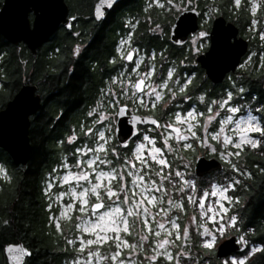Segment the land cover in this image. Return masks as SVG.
I'll return each mask as SVG.
<instances>
[{
	"label": "trees",
	"instance_id": "1",
	"mask_svg": "<svg viewBox=\"0 0 264 264\" xmlns=\"http://www.w3.org/2000/svg\"><path fill=\"white\" fill-rule=\"evenodd\" d=\"M145 1L122 0L117 4L112 10L103 32L96 30L99 31V35L95 36L88 28L85 33L88 44L77 57L73 51V46L77 43L76 38L64 37V42L57 44L55 41L57 36H53L48 41L50 45L44 50L40 48L37 55L34 56L26 45H13L0 34V111L6 107L8 101L14 98L24 83L40 85L39 77L42 76L47 89L45 94L47 103L31 117L29 134L32 153L27 165H16L9 153L0 147V164L7 171L6 177L0 173V264H7L6 245L17 243L19 240L23 241L32 252L25 264H65L67 260L74 258L77 254L75 249L79 247L78 243L75 245L67 243L68 239H72L70 234L74 230H72V224L77 222L76 217L73 216L71 220H65L61 231H57L51 222V215L55 211V207L49 209L50 200L45 191L46 178L48 173L60 164L62 157H67L71 162L75 160L76 147L85 143L93 146V139L85 136L81 131L82 126L86 128L84 126L89 123V119H86V108L96 106L105 89L120 93V85L113 84L112 80L120 73V68L124 67V63L119 64L113 34L119 30L124 32L126 29L125 17L129 14L133 13L140 18L133 43H136V46L141 47L147 54L156 55V59L152 61L156 65L154 79L161 80L167 75L169 62L178 64L183 61L190 64L185 68L177 67L175 72L178 69L180 72H177L176 76L196 73L193 76V81L188 85V92L193 95L192 101H183L184 97L180 95L178 98L175 97L178 100L176 104L185 103L182 107L188 109L202 91L207 93L208 101L224 98L228 92H232L233 101L231 104L237 107L251 108L256 113L260 124L264 126V58H262L264 57V41L259 36L260 32H264V0H241L239 7L234 6V0H196L194 6L201 11L202 17H204L207 7H216L214 17L224 15L238 26L239 34L249 40L250 49L247 56L256 53L252 56L247 67L240 68L232 74L230 79L221 84H213L208 78L203 77L202 71L194 65V57L187 52L185 47H178L170 42V25L176 18V14L167 25L164 15L172 12L164 13L163 9L153 6L149 10L150 15L154 18L152 24L150 25L146 19L142 20L141 17L148 16V13L145 12ZM92 2L93 0L79 1L82 6H91ZM2 3L3 0H0V7ZM253 6L256 7L255 15L252 11ZM74 10L76 13H80L78 9ZM254 20L258 21L255 26H253ZM155 23L163 24L166 34L164 33L163 36L156 34L152 30ZM50 48L54 53L48 55ZM185 57H187L186 60ZM40 60H42L41 65ZM72 64L74 67L70 72ZM240 88L244 89L243 93L239 92ZM188 92L181 93L186 95ZM172 97V92L167 90L163 100L157 104L155 109H152L151 105L147 108L139 106L136 107V112L158 115L164 119L163 112L165 114L175 112V108H178L174 105L172 107L173 102L168 101ZM104 99L108 101V97ZM49 101H54L53 107L47 105ZM121 102L133 105L130 101L122 100ZM166 102L169 103L167 107L163 108L162 106ZM256 109H261V111L257 112ZM162 110L164 111L162 112ZM40 112L42 117L39 115ZM202 119L204 120V117ZM202 130L201 125L197 129L201 139L204 137ZM74 134L79 136V139L73 144L67 143L68 138ZM110 134L112 141L107 145L109 148L108 159L113 161L112 167H119L122 161H117L112 155L111 149L115 148L123 158L130 154L133 146L122 148L117 142L115 134L113 132ZM254 136L261 140L260 145L256 148H252L250 145L244 147L242 151L232 148L234 151L240 152L239 156H232V164H235L241 171L251 173L250 179L246 176H239L233 171L231 164L225 160L223 170L203 177L195 175L200 189L203 188L202 185L206 184L205 178L213 176L215 173L242 181L234 191L229 192L230 196L239 201V203L231 205L229 210L230 214L237 217V226L232 228V235L243 236L248 242V247L233 254L241 259L248 256L251 247L264 249V136H261L260 133H254ZM192 142L195 143H192V149H183L182 155L188 161H194L202 153V148L198 145L200 141L193 140ZM210 155L219 157L218 154ZM178 160L179 156L177 155L176 160H172V163L175 164ZM128 180L130 179L128 178ZM165 186L169 187L171 197L179 200V193L176 189L168 184ZM187 194V192L183 193L181 198L185 205V211L173 210L170 214L172 216L175 213L176 217H180L178 223L181 225V234L184 227L192 224V216L196 209L194 205L188 204L185 198ZM188 229L190 232L189 241H178L177 244L185 243L184 250L186 251L190 247L191 256L189 258L181 257V263L225 264L226 261H230L227 258H218L215 248L203 247L204 241L200 230L195 231L193 227ZM127 238L129 241L139 240V237L129 236ZM145 249L148 248L145 247ZM177 251H179L178 248H173V254ZM149 252L146 251L144 255ZM246 264H264V251H258L248 256Z\"/></svg>",
	"mask_w": 264,
	"mask_h": 264
},
{
	"label": "snow or ice",
	"instance_id": "2",
	"mask_svg": "<svg viewBox=\"0 0 264 264\" xmlns=\"http://www.w3.org/2000/svg\"><path fill=\"white\" fill-rule=\"evenodd\" d=\"M155 3L161 8L165 6L160 0H155ZM167 3L181 11L187 10V6L191 5L193 0H187L186 4L185 0H180L179 4L174 3L173 0H167ZM181 4H185L183 9L180 7ZM240 4L241 0H234L235 7H239ZM252 11L255 15V6H253ZM257 23L258 21L254 20L253 26ZM132 27L134 28L135 25H132ZM156 28L159 29V25ZM208 35L207 32L198 34L197 40L200 41V44L196 45L194 49L196 52L200 51L203 41L207 39ZM259 36L264 41V32H260ZM131 38L132 33L130 32L128 38L120 42V47L125 48L130 43ZM193 43L195 44L196 42L193 41ZM76 51L78 52L79 49ZM254 55L256 53H252V56ZM252 56H249V61ZM134 57L136 59L131 71L126 75L127 69L125 68V71L120 72L119 78H113L112 80L113 84L120 85V93L117 94L111 91L108 93L110 96L109 106L117 109L116 117H123L128 110V104H122V100L147 108L149 107L150 98L151 108L155 109L157 103L164 98V90L167 89L172 92L168 81L173 78L174 69L167 72L166 80L154 85L152 81L156 73V65L152 64L151 61L156 59V55L152 54L150 56L149 66L143 72L140 69L141 65L144 64L145 58L140 54L139 49H126L121 54V59L129 63L133 62ZM243 66L241 65V67ZM133 76H135V79H133ZM191 82V79L186 80L184 85L181 86L180 92H184ZM239 92L243 93L244 89L240 88ZM172 94L173 98H175V93ZM200 100L203 102L204 97L201 96ZM232 100L233 94L228 92L226 99L211 101V104H218L219 109H226L231 115L220 120L218 131L209 132L208 124L221 115L220 111H216L213 115V108L210 104L207 108V113H209L206 117L207 122L202 126L203 131L208 133V135L203 139L197 135L196 130L201 127L199 118L204 117L205 113L197 112L195 109H190L183 115L180 112H176L173 119L164 123L157 119L142 120L140 117H133L134 124L150 123L155 126V129L162 130L159 132L161 146L157 147V139L155 137L148 134H143L141 137V133L135 131L134 135L141 138L143 142L136 146L131 157L125 155L121 158L115 148L111 149V153L117 161H122L119 167L108 168L109 165L113 164V161L108 159L109 148L107 145L110 143L111 136L106 135V133L113 131L111 127L112 118L101 113L99 119L94 121V123L103 124L105 120H108L109 124H105L100 130H96L95 135H93L94 129L92 127L85 129L82 126L81 131L83 134L93 139V146L85 143L83 147H76L75 154L77 155L74 163L72 165L63 164L65 169H79V171L69 170L68 174L62 178L65 184H70L74 181L76 186L55 195L54 202L63 200L65 196H71L73 200L62 205L63 210L59 213V216L52 218L57 231L60 232V220L64 218L71 219L68 215L70 210L81 214L76 216V220L80 222L75 225V228L82 235L75 240L68 239L67 243L75 245L78 242L79 247L75 249L77 253L83 254L86 250L88 251L86 257L78 256L72 261V264H104L105 261H111V264H144L145 261H147V264H157V261L161 259L167 261L168 264H181V257L189 258L191 256L190 247L186 251L184 250L186 247L185 243L177 244L178 241H189V229L184 227L181 234V225L177 222L180 217L170 216L173 210L185 211V205L182 200H176L171 197L169 189L165 187V183L175 188L177 193L188 191L185 198L188 204L196 206L199 210L200 220L211 221L217 225L214 230L205 227L204 224L197 225V230L201 227L203 228V231L200 232L201 236L210 237V239L203 242L204 248L211 249L214 247L217 233L223 235L227 227L235 228L237 226V217L235 215L230 216L226 224L220 223V221L229 213V207H226L225 203L229 206L239 203L236 198L228 193L234 191L236 186L242 183L240 179L232 178L224 186L212 185L210 192L204 191L197 196L196 185L192 181L186 180L181 171H166V169L172 168L166 152L173 153L179 150L170 141H175L176 145L188 150L192 149V144L186 143V141L198 140L215 152L216 149L208 143L209 138L212 141L221 142L225 126L233 123H235V127L232 129L236 134L235 139L233 136L224 135L222 143L225 146L231 145V147L242 151L245 144L250 145L252 148L260 145L261 140L253 138L250 134L255 132L264 136V126L257 123V116L251 114H249L247 119L236 118L234 121V117L236 114L241 113L242 109L230 106ZM256 111L259 112L261 109H256ZM89 115L91 116L93 113L90 112ZM153 130L147 129L145 131L150 132ZM77 140L78 137L72 135L68 138L67 143L73 144ZM124 146L127 147V145ZM239 155V151L226 154L228 157ZM83 157H87V159H83ZM222 158H224L223 154ZM227 162L231 164L233 171L238 173L239 176L251 178V173L241 171L235 164H232L231 160ZM184 167L187 168L188 166L185 165ZM105 168H108V170H105ZM0 173H3V169H0ZM3 174L6 177L7 174ZM128 178H130V182ZM175 178L179 179L176 180ZM52 187L53 183L50 182L46 189V195H48L50 200H53V195L50 194ZM77 188L80 189L79 192H77ZM156 193H159V195H156ZM211 197L216 199L211 200ZM77 203H79L78 208L76 207ZM51 207L52 205L50 204L49 209ZM153 208L156 209L155 212L152 211ZM192 222L194 224L197 222L195 215L192 216ZM141 232L145 234L141 235ZM85 235L91 238L85 239ZM129 236L139 237V241L130 243L127 239ZM150 237L154 238L151 242ZM236 242L248 247V242L243 236ZM146 243L149 244L148 249H145ZM105 245L114 247L115 251L107 255L103 254L100 249ZM94 246L95 250H91ZM170 248H178L179 251L173 254L169 250ZM125 250H127L126 255ZM146 251H150L151 254L144 255ZM258 251H264V249L251 247L248 251V256ZM26 254L31 255L30 252H26ZM248 256L239 260L231 258L225 264H246ZM136 257H141V259L138 261Z\"/></svg>",
	"mask_w": 264,
	"mask_h": 264
},
{
	"label": "water",
	"instance_id": "3",
	"mask_svg": "<svg viewBox=\"0 0 264 264\" xmlns=\"http://www.w3.org/2000/svg\"><path fill=\"white\" fill-rule=\"evenodd\" d=\"M121 1L98 0L94 10L96 19L100 21ZM200 16L201 12L197 8L182 10L171 26V43L185 45L190 36L199 31ZM72 21L66 0H3L0 7V34L13 45L25 44L34 56L41 46L57 33L60 26L72 28ZM208 34L211 38L210 47L197 57V61L205 69L210 80L220 83L229 72H236L242 58L248 52L249 42L243 36H239L238 26L224 15L214 18ZM37 90L36 84L24 83L14 98L0 111V147L9 153L16 165H27L31 157L32 143L29 134L31 117L42 105L41 95ZM133 117H140L142 120L157 119L154 116L130 114L128 110L123 117H117L115 136L122 148L130 146L136 137L134 132H140V125H151L134 124ZM224 166L223 161L217 157L199 155L194 163V172L196 176L203 177L224 169ZM236 241H238L236 235L224 240L216 250L217 257L226 258L240 251L242 245ZM26 252L32 255L23 241L6 245L7 264H25L27 258L31 256Z\"/></svg>",
	"mask_w": 264,
	"mask_h": 264
},
{
	"label": "rangeland",
	"instance_id": "4",
	"mask_svg": "<svg viewBox=\"0 0 264 264\" xmlns=\"http://www.w3.org/2000/svg\"><path fill=\"white\" fill-rule=\"evenodd\" d=\"M79 1L80 0H70V4L72 5V7H73V9H77L78 8V6H80L81 4L79 3ZM92 1V0H91ZM146 2V8H145V12H147L148 13V16L147 17H141L142 18V20L143 19H146L147 20V22L149 21V23H150V25L152 24V20L154 19L151 15H150V13H149V10H150V8H152L153 6H157V7H159L156 3H155V0H146L145 1ZM160 2L161 3H163L165 6L163 7V8H161V7H159V8H161V9H163V12L164 13H168V12H172V13H168V14H165L164 15V19H165V21H166V24L167 25H169V23L171 22V20L173 19V17H174V14H176L175 16H177L178 15V13L180 12V11H178L176 8H174V7H172V5H169L168 3H167V0H160ZM173 2L174 3H176V4H179L180 3V0H173ZM195 2H196V0H193V3L191 4V5H188L187 6V8H189V7H195L194 5H195ZM187 3V0H185V4ZM185 4H181L180 5V7H181V9H183L184 7H185ZM182 11V10H181ZM176 12V13H175ZM215 13H216V7H214V6H209V7H207V9H206V11H205V13H204V17H203V19H202V25L204 26V27H210V23L212 22V20H213V18H214V15H215ZM174 20H175V18H174ZM174 22V21H173ZM173 22L171 23V25L173 24ZM139 24H140V18H139V16H135L133 13L132 14H129L128 16H126L125 17V30H124V32L122 31L121 32V35H122V37L120 38V41H119V44H118V48H117V54H118V57L119 58H121V54L123 53V52H125L126 51V49H131V48H137V49H139L140 50V54L141 55H143L144 56V64L143 65H141V71L143 72V71H146L147 70V66H149V59H150V56L151 55H149V54H147L145 51H143L142 50V48L141 47H139V46H136V43H133L134 42V35L136 34L135 33V31L137 32V28H138V26H139ZM132 25H135V27L133 28L132 27ZM157 25H159V29H157L156 28V26ZM171 25H170V27H171ZM152 30L156 33V34H158V35H160V36H163V34L165 33L164 32V25L163 24H161V23H155V24H153V26H152ZM132 33V38H131V41H130V43L128 44V45H126L125 46V48H121L120 47V42L122 41V40H124V39H127L128 38V35H129V33ZM166 34V33H165ZM63 35V33L61 32L60 34H59V37H61ZM193 41H195L196 43L194 44L193 43ZM198 44H200V41L199 40H197V36H195L194 38H192L191 40H190V42L186 45V47H185V49L187 50V52L188 53H190V55H192L194 58H196V56L197 55H199V53H200V51L202 50V49H206V47H208V43H207V41L206 40H204L203 41V46L200 48V51L199 52H196L194 49H195V47H196V45H198ZM249 56H252L251 54L250 55H248L247 56V58L245 59V60H243V63H242V65H244L243 67H247V65H248V63L250 62L249 61ZM135 57H134V60H133V62L132 63H129V62H127L126 60H123L124 61V67L120 70V72L121 71H125V68L127 69V71L125 72V74L127 75V73L128 72H130L131 71V68L134 66V63H135ZM247 62V63H246ZM151 63H152V61H151ZM195 60H194V65H195ZM241 67V66H240ZM242 68V67H241ZM120 74V73H119ZM119 74L117 75V77L116 78H119ZM166 78H167V75L165 76ZM163 78V79H161V80H156V79H154V77H153V84L155 85V84H159V83H161L162 81H164V80H166V78ZM191 77V75L190 74H186L185 76L184 75H181V76H179L178 78H176L175 79V85H177V84H182V86L184 85V82L186 81V80H188V79H191L190 78ZM133 79H135V76H133ZM180 80H181V82H180ZM177 81H179V83H177ZM169 82V81H168ZM173 88H175V87H173ZM110 91H108V89H105L103 92H102V94L100 95V99L98 100V104L96 105V106H94L93 108H91L90 110H89V112H88V117H89V123L87 124V125H85L84 127H86L85 129H87L88 127H92L93 129H94V133H93V135H95V131L96 130H100V129H102L103 127H104V125L105 124H109V121L108 120H105L104 122H103V124H95L94 123V121H96V120H98L99 119V116H100V114L101 113H103V114H106V115H108L109 117H111L112 118V120H111V127H112V129H113V133H114V130H115V120H116V116H115V113H116V108H112V107H110L109 106V100H110V96L108 95V93H109ZM111 92H113V91H111ZM164 93H165V90H164ZM106 97H108V101H106L104 98H106ZM201 97V96H200ZM200 97L197 99V101H199V103H202V104H204L206 101H205V98H204V101L202 102L201 100H200ZM226 97H227V95L224 97V98H221V99H217V100H215V101H220V100H223V99H226ZM186 99H189L188 100V102L189 101H192V98H186ZM186 99H184L183 101H186ZM196 100V99H195ZM195 100H193V103L192 104H194V102H195ZM162 101V100H161ZM160 101V102H161ZM175 101H177L176 99H173L172 100V104H171V106L173 107V105L174 106H178V107H182V106H184L185 105V103H181V104H176L175 103ZM233 101V100H232ZM159 102V103H160ZM166 103H168V102H166ZM166 103H164L163 104V108L166 106ZM232 103V102H231ZM158 104V103H157ZM149 105H151V100H150V98H149ZM230 106H235V105H232V104H230ZM136 107H139V105H134L133 104V106H132V108H131V111L132 112H136ZM235 107H237V106H235ZM189 108V107H188ZM212 108H213V115L215 114V112L216 111H220V113H221V115L219 116V117H217L216 118V120H213L211 123H209L208 124V131L209 132H213V131H218L219 130V128H220V120L221 119H223V118H225V117H227L228 115H231V113H228L227 111H226V109H219V107H218V104H213V106H212ZM238 108H241L242 109V111H243V109L245 108V107H238ZM178 109H180V108H175V112H174V114L176 113V112H180L182 115L186 112V111H188V110H190V109H195L194 107H190L189 109H186V110H178ZM95 110V111H94ZM196 111H197V109H195ZM90 112H92L93 113V115H89V113ZM198 112V111H197ZM113 113H114V115H113ZM249 114H251V115H254V116H257L256 115V113L251 109V108H249V107H247L246 106V108L244 109V112H241V113H238V114H236V116L234 117V121H235V119L236 118H239V119H241V120H244V119H247L248 118V116H249ZM173 118H174V115H173ZM203 118V117H202ZM199 120H200V123H201V125L203 126V124L204 123H206L207 122V120H206V117H205V119L203 120V119H201V117L199 118ZM257 123H260L259 122V119H257ZM114 124V125H113ZM235 127V123H233V124H230V125H226L225 126V132H224V134H222V136H221V142H216V141H212L210 138H209V140H208V143L209 144H211L212 145V147H214L215 149H216V151L215 152H213V151H211V149L209 148V147H207V146H205L204 144H202L201 142H199V146L202 148V153L201 154H206V155H210V154H218L219 155V157H221L222 158V154H223V156H224V158H222V159H224L225 161H228V160H232V156H230V157H228V156H226V154L228 153V152H237L236 150L234 151L232 148L233 147H231V145H227V146H225L223 143H222V140H223V136L224 135H229V136H233V138L235 139V133L232 131V129ZM160 131H162L161 129H159V130H157V133H158V135H159V132ZM197 131V130H196ZM203 131V130H202ZM111 132V133H112ZM157 133H153V134H157ZM255 133V132H254ZM254 133H251L250 135L253 137V138H256V136H254ZM145 134H148V135H150V136H152L150 133H145ZM75 135V134H74ZM106 135H110L111 136V134L110 133H106ZM197 135H198V132H197ZM208 135V133H206V132H204V137L205 136H207ZM72 136V135H71ZM78 137V139H79V136H77ZM203 137V138H204ZM160 138V137H159ZM160 140V143L158 144V142H157V147H160L161 146V139H159ZM112 141V136H111V140H110V142ZM193 140H189V141H186V143H193L192 142ZM143 141H142V139H140V140H138L134 145H133V148H132V150H131V152H130V154H128V156L129 157H131V155H132V152H134L135 151V148H136V146L139 144V143H142ZM144 143H146V142H144ZM170 143H176L175 141H170ZM193 144H195V143H193ZM84 145V144H83ZM83 145H81L80 147H83ZM247 146V144H245L244 146H243V148L244 147H246ZM237 149V148H236ZM167 153V152H166ZM76 155L77 154H74V156H75V159H76ZM101 155H103V154H101ZM83 159H87V157H83ZM69 159L67 158V157H62V160H61V162H60V164L58 165V166H55L53 169H52V171H50L49 173H48V175H47V178H46V184H45V191H46V189H47V185L50 183V182H52L53 183V187H52V189H51V192H50V194L51 195H53V200H50V204H52V205H54V206H52V207H55V211L52 213V215H51V222L55 225V222H54V220L52 219L53 217H55V216H59V213L63 210L62 209V205H64V204H67L68 202H70V201H72L73 200V198L71 197V196H65L64 198H63V200H61V201H56V202H54V198H55V195L56 194H59L61 191H67L70 187H75L76 186V183L73 181V182H71L70 184H65L64 183V181H63V176H65V175H67L68 174V171L69 170H71V171H79V169H75V168H71V169H65L64 167H63V164L64 163H68L69 165H72L73 163H74V161H68ZM185 160V162H184V166L185 165H187L188 167L187 168H185V169H181L180 171L184 174V178L186 179V180H190V181H192L195 185H196V189H197V193H196V195L197 196H199V195H201L204 191H211V189H212V185H216V186H224V185H227L229 182H230V180H231V177L230 176H225V175H223V176H225V177H223V176H220L218 173H215L213 176H210V177H206L205 179V182H206V184L205 185H202V187L203 188H199V185H198V182H197V180L195 179L196 178V176H195V173H194V170H193V166H192V164H193V162L194 161H188V160H186V158L184 159ZM103 167V166H102ZM112 166L111 165H109L108 166V168H111ZM108 168H105V170H108ZM0 169H3V173H6L7 174V171H6V168L3 166V165H1L0 164ZM166 171H169V169H166ZM2 173V174H3ZM235 177H236V175H234ZM130 179V178H129ZM177 179H179V178H177ZM129 182H130V180H129ZM167 183H165V185H166ZM80 191V189L79 188H77V192H79ZM190 191V190H189ZM187 193H188V191H186ZM185 192V193H186ZM159 193H156V195H158ZM229 194V193H228ZM48 196V195H47ZM93 199V201H94V197L92 198ZM106 199V198H105ZM211 200H215L216 198L215 197H211L210 198ZM207 203V202H206ZM225 206L226 207H229V210L231 209V206H229L227 203H225ZM76 207L78 208L79 207V203H77L76 204ZM195 208H196V206H194ZM152 211L153 212H155L156 210H155V208H153L152 209ZM195 212H194V215L197 217V222H196V224H194L193 222H192V224H190V225H188L187 227L188 228H192L193 227V230H195V231H197V225H199V224H204V226L205 227H208L209 229H215L216 227H217V225L215 224V223H212L211 221H207V220H205V221H201L200 220V217H199V210L196 208L195 210H194ZM171 214V213H170ZM68 215L71 217V219L73 218V216H77V215H81L80 213H78V212H76V211H72V210H70L69 211V213H68ZM233 214H230V212L226 215V216H224V218H223V220H221L220 221V223H223V224H226V222H227V220H228V218L230 217V216H232ZM171 216V215H170ZM173 217H176V214L174 213L173 215H172ZM84 218H86V217H84ZM71 219H67V218H64V219H61L60 220V226L62 227V224H63V222L65 221V220H71ZM158 219H159V217H158ZM80 221H77L76 223H73L72 225H73V228H72V233L70 234V236L72 237V239L73 240H75L77 237H79V236H81L82 235V233L81 232H79L76 228H75V225L77 224V223H79ZM178 222V221H177ZM56 227V226H55ZM199 230H200V232H202L203 231V228L201 227V228H199ZM143 234H145V233H143ZM143 234H141V235H143ZM123 235V234H122ZM230 236H232V227H227L226 228V231L224 232V234L223 235H220L219 233H217V239H216V242H215V245H214V247L213 248H215V249H217V247H218V245L220 244V243H222L225 239H227V238H230ZM84 238L85 239H89V238H91V237H88L87 235H85L84 236ZM238 238L240 239V236H238ZM128 239V238H127ZM154 238H150V242L153 240ZM202 239H203V241H205V240H207V239H210V237H203L202 236ZM238 239V240H239ZM129 240V239H128ZM139 240H136V241H129L130 243H133V242H138ZM149 242V243H150ZM78 243V242H77ZM78 245H79V243H78ZM145 247L146 248H149V245H148V243H146L145 244ZM243 248H245L243 245H242V249ZM91 250H95V246L93 247V249H91ZM170 251H172L173 252V248H170L169 249ZM87 251L88 250H86L85 251V253H83V254H80V253H77L75 256H74V258H71L70 260H67L66 262H65V264H72V261L73 260H75L78 256H80V257H86V255H87ZM100 251L103 253V254H105V255H107L108 253H110V252H112V251H115V248H112V247H109L108 245H105L103 248H101L100 249ZM127 254V250H125V255ZM149 254H151L150 252L149 253H147V254H145V255H149ZM137 258V260L139 261L140 259H141V257H136ZM231 258H236L237 260H239V259H241V258H239L238 256H231V257H227V260H229V259H231ZM185 262V261H184ZM104 264H111V261H105L104 262ZM144 264H147V261H145L144 262ZM157 264H168V262L167 261H164V260H158L157 261ZM181 264H183V263H181Z\"/></svg>",
	"mask_w": 264,
	"mask_h": 264
},
{
	"label": "flooded vegetation",
	"instance_id": "5",
	"mask_svg": "<svg viewBox=\"0 0 264 264\" xmlns=\"http://www.w3.org/2000/svg\"><path fill=\"white\" fill-rule=\"evenodd\" d=\"M67 1V3H68V5H69V7H70V17H72L73 18V21H72V28H70V29H68V28H66V27H64V26H60V28L58 29V31H57V33L54 35V36H57V37H55V41H56V43L58 44V42H64L63 41V39H64V37H67V38H76L77 39V43H75L74 44V46H73V51H74V54H75V57H77V56H79V54L84 50V48L87 46V44L88 43H86V38H85V33H87L86 31L88 30V28H89V31H91L92 30V34L93 35H95V36H97V35H99V31H96V30H100L101 32H103V30L105 29V27H106V25H107V21L109 20V16L111 15V12H112V10L114 9V7L117 5V4H119V3H117L114 7H113V9L111 10V11H109V12H107L106 14H105V16L100 20V21H98L97 19H96V17H95V14H94V10H95V4H96V2L98 1V0H93V2H92V5L91 6H82V5H80V6H78V10H79V14L78 13H76V11L73 9V7H72V5L69 3L70 2V0H66ZM76 9V10H77ZM86 14V15H85ZM202 19H203V17H202ZM212 25H213V22H211L210 23V27H204L203 25H202V23H201V27H200V29H199V31L198 32H196L194 35H191L190 36V39H189V41H188V43L190 42V40L192 39V38H194L195 36H198V34L200 33V32H207V33H209L210 31H211V28H212ZM138 29V28H137ZM136 29V30H137ZM88 31V32H89ZM63 33V35L61 36V37H59V34L60 33ZM121 30H119V31H115V33L113 34V36H115V38H114V42L116 43V47L118 48V44H119V41H120V38L122 37V35H121ZM84 33V34H83ZM135 33H136V31H135ZM135 36V35H134ZM52 38V37H51ZM50 38V39H51ZM169 40H170V32H169ZM49 41V40H48ZM48 41H46L42 46H41V49L42 50H44L46 47H48L50 44H49V42ZM206 41H207V43H208V47H206V49H202L201 51H200V53L199 54H203V53H205L208 49H209V47H210V44H211V38H210V36L208 35V37H207V39H206ZM66 42V41H65ZM187 43V44H188ZM66 44H67V42H66ZM186 44V45H187ZM186 45H183V46H178V45H175V46H178V47H186ZM53 47H55V46H53ZM77 49H79V51L77 52L76 50ZM39 51V50H38ZM54 53V51H53V49L52 48H50V49H48V55L49 54H53ZM192 56V55H191ZM198 56V55H197ZM196 56V57H197ZM119 58V57H118ZM186 58L187 57H185L184 59L186 60ZM190 58V57H189ZM244 59V58H243ZM243 59H242V62H241V65H242V63H243ZM193 60H195V66L200 70V71H202L201 72V74L203 75V77H206V78H208L207 77V75H206V71H205V69L204 68H202V66H201V64L196 60V58H194ZM41 62H42V60H40V65H41ZM122 62L124 63V61L121 59V58H119V64L121 65L122 64ZM153 64V63H152ZM50 65V64H49ZM190 66V64H188V63H185V62H183V61H181L180 63H178V64H174V63H172V62H169L168 63V71L169 70H173L174 69V72H173V78L171 79V80H169V82H168V84H169V88H171L172 89V93H175V97L176 98H178L180 95L181 96H183L184 97V99H186L187 97L188 98H192L193 97V95H191V93H189L188 92V86H187V88H186V90L185 91H187L188 92V94H186V95H184L183 93H181L180 92V88H181V86H182V84H177V85H175V79L176 78H178L180 75H178V76H176V73L177 72H180L179 70L180 69H178V71L177 72H175V70L177 69V67L179 68L180 66L181 67H183V68H185L186 66ZM240 65V66H241ZM51 67H53V65H51ZM73 64L70 66V72H72L73 71ZM241 67H239L238 68V70L240 69ZM122 68H120V70H121ZM237 70V71H238ZM236 71V72H237ZM235 72V73H236ZM196 74V73H195ZM195 74L193 75V74H190L191 75V81H193V79H194V77L193 76H195ZM232 74H233V72H229L227 75H226V77L224 78V80L222 81V82H220V83H214L212 80H210L209 78V81L211 82V83H213V84H221V83H223L224 81H226V80H228V79H230L231 78V76H232ZM185 76V75H184ZM166 78V77H165ZM167 79V78H166ZM180 82H181V80H180ZM39 83H40V85L42 86H40L39 84H37V87H38V90H37V93H39L40 95H41V102H42V105H41V107L42 106H44L47 102H46V96H45V94H46V92H47V89H46V86L44 85V79L42 78V76H40L39 77ZM173 87H175V88H173ZM167 92V89H165V93ZM164 93V94H165ZM191 95V96H190ZM200 96H203L204 98H205V103L204 104H202V103H199V101H197V99L200 97ZM173 99H175V98H173L172 97V99L171 100H168L169 102H172V100ZM193 99V98H192ZM177 100V99H176ZM189 99H186V101H188ZM215 100H217V99H213V100H211V101H215ZM178 101V100H177ZM211 101H208V97H207V93L205 92V91H202L200 94H198V96H197V98H196V100H195V102H194V104H190V106H189V108L191 107H194L195 109H197V111L198 112H204L205 113V116H204V119H205V117H207L208 115H209V113H207V108H208V106L211 104ZM168 102V103H169ZM122 103V102H121ZM168 103H166V107H167V104ZM175 103H176V101H175ZM53 104H54V101H49V104H47V105H49V106H51V107H53ZM122 104H124V103H122ZM128 104V103H127ZM200 104H201V106H200ZM133 106V105H132ZM132 106L131 105H129L128 104V113H134V114H140V115H147V114H143V113H137V112H132L131 111V108H132ZM211 106H213V104H211ZM178 108H180V109H178L179 111L180 110H186V109H184L183 107H178ZM188 108V109H189ZM203 108H205V110H203ZM41 109V108H40ZM39 109V110H40ZM91 108H86V112H87V117H86V119H89V117H88V112H89V110H90ZM39 110H38V112H39ZM116 111H117V109H116ZM164 110H162V112H163ZM242 112H244V109H243V111ZM39 115H40V117H42V113L40 112L39 113ZM113 115H114V113H113ZM150 116H153V114H149ZM173 115H174V112H169V113H162V116H164L165 118L164 119H161V118H163V117H159L158 115H154L155 117H157L159 120H160V122L161 123H164V122H167V121H170L171 119H173ZM201 119H202V117H201ZM115 121H117V117H116V120ZM115 124H116V122H115ZM147 129H154L153 131H150V132H146L145 130H147ZM157 130H159V129H155V127L154 126H144V125H141L140 126V133H141V137H142V135L143 134H145V133H150L153 137H155L156 139H157V142L159 141V135H158V133H157ZM153 133H157V134H153ZM141 138H138V137H135V139L133 140V142H132V145H134L138 140H140ZM173 145L175 146V147H178L179 148V150H178V152H173V153H166V156H167V158H168V160L170 161V163L172 164V168L171 169H169V171H171V170H173V171H176V170H178V171H180L181 169H185V167H184V162H185V156H183L182 154H183V147L182 146H178V145H176V143L174 144L173 143ZM172 155H174V158H172ZM179 156V160H178V162L176 163L175 162V164H173L172 163V160L174 161V160H176V156ZM166 187V186H165ZM167 188H169V187H167ZM175 194V193H174ZM182 194L183 193H179V200H181V198H182ZM171 195V194H170ZM176 195V194H175ZM156 210V209H155Z\"/></svg>",
	"mask_w": 264,
	"mask_h": 264
}]
</instances>
